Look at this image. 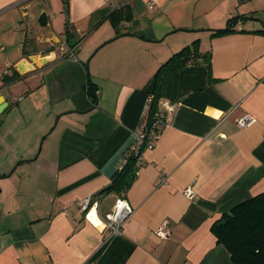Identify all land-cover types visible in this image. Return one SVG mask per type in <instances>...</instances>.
<instances>
[{"label": "crops", "instance_id": "obj_1", "mask_svg": "<svg viewBox=\"0 0 264 264\" xmlns=\"http://www.w3.org/2000/svg\"><path fill=\"white\" fill-rule=\"evenodd\" d=\"M67 29L75 58L59 51ZM262 30L264 0H0V150L34 126L16 159L31 169L0 190V264H234L213 226L264 192ZM194 42V60L163 84L155 148L124 195L104 192L141 129L144 87ZM244 115L255 123L238 126ZM121 196L134 213L110 236L103 223ZM85 198L100 223L80 209ZM165 220L172 233L160 239Z\"/></svg>", "mask_w": 264, "mask_h": 264}, {"label": "trees", "instance_id": "obj_2", "mask_svg": "<svg viewBox=\"0 0 264 264\" xmlns=\"http://www.w3.org/2000/svg\"><path fill=\"white\" fill-rule=\"evenodd\" d=\"M121 9H119L120 12ZM233 31L230 27L216 30L213 35L221 36ZM258 32L264 33V30ZM64 34L67 46L74 48L70 42L69 30H65ZM197 43L194 42L175 53L160 66L144 87V91L148 96V104L141 126L147 128L148 131L152 128L156 118L164 116L160 104L163 84L166 78L174 71L184 68L194 60ZM29 49L25 48L23 50L25 57L32 54ZM18 78H20V75L15 71L12 75H5L3 82L10 83ZM87 92L93 102H96V87L90 77L87 83ZM137 174V157L133 154L128 158L127 163L124 164L111 186L105 189L104 192H115L119 195H124L135 181ZM213 232L217 237L218 243L223 245L230 253L234 264H264V192L238 204L231 212L224 214L219 222L213 226Z\"/></svg>", "mask_w": 264, "mask_h": 264}, {"label": "built area", "instance_id": "obj_3", "mask_svg": "<svg viewBox=\"0 0 264 264\" xmlns=\"http://www.w3.org/2000/svg\"><path fill=\"white\" fill-rule=\"evenodd\" d=\"M154 7V3L149 4L150 9H153ZM59 51L64 58L76 57L74 48L68 47L67 44H62L59 48ZM254 123V118L249 115H244L237 120V124L241 128L250 127ZM166 126L167 119L165 118V116L156 118V120L152 124V128L149 131L147 130V128H144V126H141V129L135 134V144L131 148L130 153H128L125 157V163H127L128 158L134 154L137 157V165L140 166L144 160V152L155 148L158 140L161 138L163 129ZM160 181L161 183H165L167 181V178L161 175ZM184 194L189 200H194L196 198L195 192L190 188H187ZM79 207L86 213L88 218L94 212V210L96 211V203H93L91 198H85L79 201ZM133 213L134 209L125 199V196H121L116 201L114 210L106 215V220L103 223L104 229L109 230L110 236L120 234L123 224L133 215ZM171 233V227L166 220L156 231V235L160 239L169 238Z\"/></svg>", "mask_w": 264, "mask_h": 264}, {"label": "rangeland", "instance_id": "obj_4", "mask_svg": "<svg viewBox=\"0 0 264 264\" xmlns=\"http://www.w3.org/2000/svg\"><path fill=\"white\" fill-rule=\"evenodd\" d=\"M34 130V126L32 128H30L23 136H21L19 139L9 142L7 144V147L9 148H4L1 151V156H0V174L3 173L5 170L9 172L7 173V175H9V173L16 168V166L18 164H20L21 162L24 161H28V160H16L18 156L21 155V153H23L24 150L27 149L28 144H30L33 141L32 138V132ZM37 130V127H36ZM15 142V143H14ZM43 144L44 141L41 140L40 144L37 146L38 147V152H41L43 149ZM7 149V150H6ZM34 159V158H33ZM33 159H29V160H33ZM33 163H25V164H21L17 169V173L16 176H18V174L20 172H23L25 170H30L32 167ZM17 179V177H4V176H0V190L3 191V186L5 185L6 182H8L9 184H13V182H15V180ZM5 193V192H4ZM2 202V201H1Z\"/></svg>", "mask_w": 264, "mask_h": 264}, {"label": "water", "instance_id": "obj_5", "mask_svg": "<svg viewBox=\"0 0 264 264\" xmlns=\"http://www.w3.org/2000/svg\"><path fill=\"white\" fill-rule=\"evenodd\" d=\"M39 25L41 26V27H46L47 26V24H48V16H47V13L46 12H44V13H42L41 14V16L39 17ZM235 24H237V21H235L232 25H235ZM17 70L19 71V72H21V73H23V70H24V68H23V65H19L18 67H17ZM97 103V102H96ZM7 106H8V103L7 102H4V103H2V104H0V116L2 115V113L4 112V110L7 108ZM27 161H24V162H21L20 164H18L17 166H16V168H14L10 173H9V175L8 176H11L14 172H15V170L17 169V167H19L22 163H26Z\"/></svg>", "mask_w": 264, "mask_h": 264}, {"label": "bare ground", "instance_id": "obj_6", "mask_svg": "<svg viewBox=\"0 0 264 264\" xmlns=\"http://www.w3.org/2000/svg\"><path fill=\"white\" fill-rule=\"evenodd\" d=\"M90 218H91V222H93V224L99 222V220H98V218H97V215H96L94 212L90 215ZM96 220H97V222H94V221H96ZM99 223H100V222H99Z\"/></svg>", "mask_w": 264, "mask_h": 264}]
</instances>
